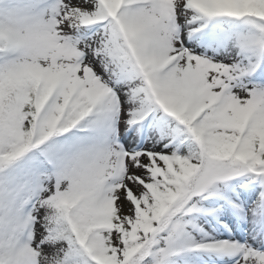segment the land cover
I'll list each match as a JSON object with an SVG mask.
<instances>
[{
  "label": "snow or ice",
  "instance_id": "obj_1",
  "mask_svg": "<svg viewBox=\"0 0 264 264\" xmlns=\"http://www.w3.org/2000/svg\"><path fill=\"white\" fill-rule=\"evenodd\" d=\"M0 264H264V0H0Z\"/></svg>",
  "mask_w": 264,
  "mask_h": 264
}]
</instances>
